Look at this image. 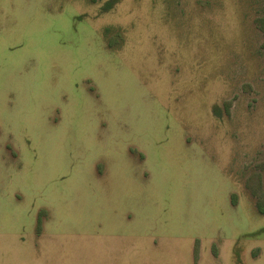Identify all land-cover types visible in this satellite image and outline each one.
<instances>
[{
	"label": "rangeland",
	"instance_id": "obj_1",
	"mask_svg": "<svg viewBox=\"0 0 264 264\" xmlns=\"http://www.w3.org/2000/svg\"><path fill=\"white\" fill-rule=\"evenodd\" d=\"M261 20L0 0V264H264Z\"/></svg>",
	"mask_w": 264,
	"mask_h": 264
},
{
	"label": "trees",
	"instance_id": "obj_2",
	"mask_svg": "<svg viewBox=\"0 0 264 264\" xmlns=\"http://www.w3.org/2000/svg\"><path fill=\"white\" fill-rule=\"evenodd\" d=\"M110 2H108V4H109ZM261 22H262V29H263V31H264V20H261ZM260 210V212H264V209L263 208H261V209H259Z\"/></svg>",
	"mask_w": 264,
	"mask_h": 264
}]
</instances>
